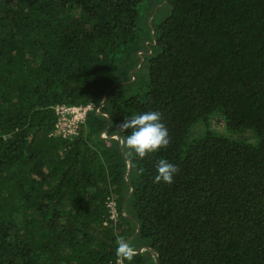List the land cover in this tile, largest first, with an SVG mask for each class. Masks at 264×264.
Masks as SVG:
<instances>
[{
  "label": "trees",
  "instance_id": "trees-1",
  "mask_svg": "<svg viewBox=\"0 0 264 264\" xmlns=\"http://www.w3.org/2000/svg\"><path fill=\"white\" fill-rule=\"evenodd\" d=\"M146 111L170 144L130 157ZM212 114L258 141L191 137ZM117 235L126 264H264V0H0V264H111Z\"/></svg>",
  "mask_w": 264,
  "mask_h": 264
},
{
  "label": "clouds",
  "instance_id": "clouds-1",
  "mask_svg": "<svg viewBox=\"0 0 264 264\" xmlns=\"http://www.w3.org/2000/svg\"><path fill=\"white\" fill-rule=\"evenodd\" d=\"M120 128L126 132L130 130V134L123 140V150L130 157L135 154L136 157L144 159L149 154L157 153L170 144L169 131L162 122V113L159 111H146L132 117L126 116ZM156 172L155 183L172 184L175 174L179 172V167L166 159H159L156 162ZM116 244V264L131 262L136 254L131 243L117 235Z\"/></svg>",
  "mask_w": 264,
  "mask_h": 264
},
{
  "label": "built area",
  "instance_id": "built-area-1",
  "mask_svg": "<svg viewBox=\"0 0 264 264\" xmlns=\"http://www.w3.org/2000/svg\"><path fill=\"white\" fill-rule=\"evenodd\" d=\"M93 109L99 110V107L93 103L77 105H56V134L64 138H72L76 136L82 124L86 122L88 113ZM108 206L111 209L110 218L116 220L119 214V209L117 206V202L113 197L109 198ZM111 264H116V261L112 262ZM124 264L126 263L124 262Z\"/></svg>",
  "mask_w": 264,
  "mask_h": 264
},
{
  "label": "rangeland",
  "instance_id": "rangeland-1",
  "mask_svg": "<svg viewBox=\"0 0 264 264\" xmlns=\"http://www.w3.org/2000/svg\"><path fill=\"white\" fill-rule=\"evenodd\" d=\"M217 115L218 114H212L209 118L208 124H205L203 121H199L198 123H196L195 126L192 128L193 134L191 133V137L193 138L198 137L204 134L208 129H210L235 140L250 142V143H256L258 141V138L252 129H247L245 131H237V132L230 131L226 127L223 118Z\"/></svg>",
  "mask_w": 264,
  "mask_h": 264
},
{
  "label": "water",
  "instance_id": "water-1",
  "mask_svg": "<svg viewBox=\"0 0 264 264\" xmlns=\"http://www.w3.org/2000/svg\"><path fill=\"white\" fill-rule=\"evenodd\" d=\"M107 98V95H105V99ZM117 137L120 139V136L119 135H117ZM122 144V143H121ZM128 197L129 196H127L126 198H125V200H124V204H123V206H124V209H126V204H127V200H128ZM139 225H138V230H137V233L139 232ZM129 241V240H128ZM152 250V249H151ZM152 252L155 254V257H156V264H158V256H157V254L154 252V250H152Z\"/></svg>",
  "mask_w": 264,
  "mask_h": 264
}]
</instances>
